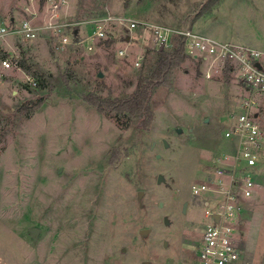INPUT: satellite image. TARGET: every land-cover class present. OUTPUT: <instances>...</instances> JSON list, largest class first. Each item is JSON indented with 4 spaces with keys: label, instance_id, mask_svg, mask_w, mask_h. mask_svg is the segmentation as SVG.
Instances as JSON below:
<instances>
[{
    "label": "rangeland",
    "instance_id": "rangeland-1",
    "mask_svg": "<svg viewBox=\"0 0 264 264\" xmlns=\"http://www.w3.org/2000/svg\"><path fill=\"white\" fill-rule=\"evenodd\" d=\"M204 1L58 0L62 22L84 24L110 13L178 29H188ZM45 2L38 0L37 6ZM35 6L29 0H0V25L28 18L25 8L34 11ZM92 29L91 24L80 25L78 37ZM191 30L264 51V0H221ZM108 35L110 45L106 40L75 45L70 31L64 47L46 35L33 42L12 36L0 40V59H9L15 45L12 64L24 58L47 82L38 88L32 69L24 71L23 80L0 83V264L195 260L192 245L201 244L209 222L202 201L215 196L210 191L194 196L191 186L202 183L214 160L233 147L223 133L241 97V84L234 72L225 78L226 69L207 77L208 64L187 57L170 85L154 94L148 130L122 128L81 94L127 96L141 66H152L148 57L136 67L137 53L145 58L155 45L147 32L113 28ZM119 50L126 56L119 57ZM40 99L42 105L30 117L16 113L21 104ZM258 121L264 134V111ZM158 175L164 178L161 184ZM253 179L252 197L240 200L239 264H264V139ZM215 207L213 200L210 209ZM30 228L38 230L35 241ZM141 230L149 232L141 236ZM185 236L189 247L180 258Z\"/></svg>",
    "mask_w": 264,
    "mask_h": 264
},
{
    "label": "built area",
    "instance_id": "built-area-1",
    "mask_svg": "<svg viewBox=\"0 0 264 264\" xmlns=\"http://www.w3.org/2000/svg\"><path fill=\"white\" fill-rule=\"evenodd\" d=\"M37 1L29 0L30 4L36 3V6ZM45 1L43 7L37 6L34 11L26 7L25 11L30 15L28 18L22 17L18 23L12 21L0 25V40L12 36L31 42L46 35L57 39L59 45L64 47L69 44V31L76 39L74 44L82 45L84 42L92 44L107 40L109 31L120 28L122 32H147L155 45L153 49L167 50L174 42H181L188 58L201 59L208 64L207 77L227 66L229 72H234L241 84L242 94L235 109L228 114V126L223 133L233 147L214 160L212 171L207 173L202 183L191 186V193L199 196L210 191L215 196L214 199L208 197L202 201L204 215L209 222L202 229L201 244L194 247L193 264H239L241 248L237 226L243 214L240 200L250 199L253 195L256 185L253 176L264 139L258 121L261 111H264V51L222 42L191 29L172 28L110 13L84 22L91 24L93 29L91 34L80 39L79 30H75V27L84 25L83 22H62L58 0ZM127 38L129 41L131 34L128 33ZM87 49L91 50V45ZM118 55L124 57L126 51L119 50ZM143 55L137 53L136 67L142 64ZM11 67L10 59L0 60V71ZM213 200L216 207L210 209Z\"/></svg>",
    "mask_w": 264,
    "mask_h": 264
},
{
    "label": "trees",
    "instance_id": "trees-1",
    "mask_svg": "<svg viewBox=\"0 0 264 264\" xmlns=\"http://www.w3.org/2000/svg\"><path fill=\"white\" fill-rule=\"evenodd\" d=\"M221 0H205L192 17L188 29H192V24L203 15L212 11V9ZM75 27V30H78ZM76 36V35H75ZM126 40V38H125ZM111 40H106L105 44L110 45ZM10 57V56H9ZM150 57L152 66L146 68L141 66L138 71L134 90L124 97L102 96L97 93H82L81 99L98 113L110 115L122 128H128L131 125L139 127L141 131H147L152 120L153 111L151 100L157 90L161 87H168L171 83L174 71L187 59L184 54L183 45L180 42H174L167 50H146L145 58ZM18 67L25 71L34 69L27 61L22 58L16 61ZM225 78L228 79V71L225 68ZM32 77L38 78V88L47 87V82L38 70H32ZM28 88V86H26ZM42 99L29 101L16 108V113L25 117H30L42 105Z\"/></svg>",
    "mask_w": 264,
    "mask_h": 264
},
{
    "label": "crops",
    "instance_id": "crops-1",
    "mask_svg": "<svg viewBox=\"0 0 264 264\" xmlns=\"http://www.w3.org/2000/svg\"><path fill=\"white\" fill-rule=\"evenodd\" d=\"M35 6V5H34ZM35 8H36V6H35ZM15 20V18H10L9 19V23H11L12 21H14ZM13 38H16V37H13ZM50 38V37H49ZM16 39H18V37L16 38ZM20 39V38H19ZM40 39H42V37L41 38H39V39H36V40H40ZM36 40H34V41H36ZM17 41H19V42H30V41H26V40H17ZM31 42H33V41H31ZM15 45H13L12 46V50H13V52H12V54H11V56L9 57V59L12 61V60H14L13 59V57H15L14 55H15V47H14ZM1 51V50H0ZM8 53V52H7ZM9 54V53H8ZM16 58V57H15ZM5 59V58H4ZM0 60H2V59H0ZM17 61V60H16ZM14 63L16 64V65H14ZM25 70H23V69H21L20 67H18V65H17V63L16 62H13V64H12V67H11V69H9V70H1L0 72V74L2 75L1 77H0V83L1 84H3V85H7V84H11L12 83V78H14L15 80H23L24 79V77H27V75L25 74V72H24Z\"/></svg>",
    "mask_w": 264,
    "mask_h": 264
},
{
    "label": "water",
    "instance_id": "water-1",
    "mask_svg": "<svg viewBox=\"0 0 264 264\" xmlns=\"http://www.w3.org/2000/svg\"><path fill=\"white\" fill-rule=\"evenodd\" d=\"M126 41H128V38H127ZM98 77L101 78L102 77V73H98ZM178 131H180V130H178ZM156 182H157V184L163 183L164 182L163 176L162 175H158ZM142 196H143V192H139L138 193V199L141 200ZM160 207H162V204L161 203H160ZM185 208H186V205L184 204L183 211H185ZM163 223H164L165 226H168L169 225V220L166 217H164L163 218ZM29 232H30V234L32 236V239L35 241L36 240L37 233H38V230L35 229V228H30L29 229ZM148 232H149L148 230H141L140 231V235L141 236L147 235ZM164 245H166V243ZM168 264H173V262H172L171 259L169 260Z\"/></svg>",
    "mask_w": 264,
    "mask_h": 264
},
{
    "label": "flooded vegetation",
    "instance_id": "flooded-vegetation-1",
    "mask_svg": "<svg viewBox=\"0 0 264 264\" xmlns=\"http://www.w3.org/2000/svg\"><path fill=\"white\" fill-rule=\"evenodd\" d=\"M193 195V194H192ZM185 205H186V208H185V211H183V214H185L186 213V209H187V203H184ZM184 204H183V206H184ZM190 232H196V233H198V231H197V229H191V230H189ZM186 235H189V233H187ZM188 237H186L185 236V239H184V243L182 244V249H181V251L178 253V255H179V257L181 258L182 257V255L185 253V250L189 247V245H188ZM165 243H163V246L164 247H167V243H166V245H164ZM197 244L196 243H194V245H192V247H193V251H194V247L196 246ZM171 258H168V262H169V260H170ZM172 260V262H173V264H174V260L173 259H171Z\"/></svg>",
    "mask_w": 264,
    "mask_h": 264
}]
</instances>
